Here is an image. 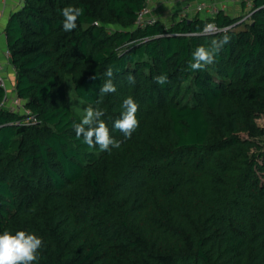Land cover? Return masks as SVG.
I'll return each mask as SVG.
<instances>
[{
	"label": "trees",
	"instance_id": "obj_1",
	"mask_svg": "<svg viewBox=\"0 0 264 264\" xmlns=\"http://www.w3.org/2000/svg\"><path fill=\"white\" fill-rule=\"evenodd\" d=\"M252 2L244 28L207 35L240 16L136 27L146 0H24L5 33L14 92L36 120L4 104L0 84V233L41 237L34 264H264V0ZM67 6L84 9L70 32ZM225 34L213 64L188 67ZM108 67L117 91L104 94ZM69 78L120 148L76 139ZM129 96L139 126L126 137L114 122Z\"/></svg>",
	"mask_w": 264,
	"mask_h": 264
},
{
	"label": "clouds",
	"instance_id": "obj_2",
	"mask_svg": "<svg viewBox=\"0 0 264 264\" xmlns=\"http://www.w3.org/2000/svg\"><path fill=\"white\" fill-rule=\"evenodd\" d=\"M84 13L82 7L67 6L61 10L62 28L65 32L73 31L77 28V20ZM220 30L213 23L205 24L203 34L216 35ZM230 40L228 35H222L218 39H212L208 45H200L192 53V60L188 67L193 71H203L206 66L215 61L216 55L221 48ZM107 79L100 87V92L111 94L117 91L111 77L113 69L108 67L104 73ZM96 77H93L95 79ZM159 85L168 82L166 75L161 74L154 77ZM130 84L135 83V77L129 75ZM123 111L120 117L115 120L114 128L122 132L126 137H131L132 133L139 126L137 112L138 103L131 97H127L122 102ZM105 115L104 111L97 108L88 107L79 123L73 125L76 139L83 137V143L91 147H99L100 151H110L111 148H120V142L110 135V130L101 119ZM43 246V240L35 233L27 231H16L15 234L8 230L0 233V264H34L39 260V251Z\"/></svg>",
	"mask_w": 264,
	"mask_h": 264
},
{
	"label": "built area",
	"instance_id": "obj_3",
	"mask_svg": "<svg viewBox=\"0 0 264 264\" xmlns=\"http://www.w3.org/2000/svg\"><path fill=\"white\" fill-rule=\"evenodd\" d=\"M151 0H146V5L138 12L137 19L135 21L136 27H144L148 24H154L158 21L160 16L154 9V6L150 3ZM181 2L182 9L180 11V17H191L197 14H202L204 16H216L220 11L227 12L229 4H234L238 2V0H225L224 2H220L219 0H178ZM244 5L247 6L248 12L242 13L237 16L240 18L232 24L219 26L214 21L209 23H213L217 26V28L222 31L237 29L240 26H243L245 23L252 21V14L254 12L253 2L252 0H243ZM6 57L15 70V65L12 63V55L11 52L6 50ZM0 84L5 88V97L3 103L8 104L11 107V110L22 111L24 114L28 116L29 122H35L36 118L32 114L31 110L26 108L23 104L22 98L16 93L12 92V90L8 87L6 82V78L3 72V62L0 60Z\"/></svg>",
	"mask_w": 264,
	"mask_h": 264
},
{
	"label": "crops",
	"instance_id": "obj_4",
	"mask_svg": "<svg viewBox=\"0 0 264 264\" xmlns=\"http://www.w3.org/2000/svg\"><path fill=\"white\" fill-rule=\"evenodd\" d=\"M219 1L224 2L225 0ZM242 1L243 0H238V2L234 4H229L227 13L232 14V12L234 11L233 13L235 14L232 15L235 16L244 13L243 11L237 10L238 3H241ZM150 3L152 6H154L155 11L160 16V19H162L163 21L164 19H166L167 14H169V12L176 15L174 19L181 18L180 11L182 9V6L181 2H179L178 0H151ZM23 4L24 0H0V60L3 62V72L6 78V82L12 92H14L16 86V72L6 57L7 35L5 33V28L10 15L14 11L21 8Z\"/></svg>",
	"mask_w": 264,
	"mask_h": 264
},
{
	"label": "rangeland",
	"instance_id": "obj_5",
	"mask_svg": "<svg viewBox=\"0 0 264 264\" xmlns=\"http://www.w3.org/2000/svg\"><path fill=\"white\" fill-rule=\"evenodd\" d=\"M240 11H243L244 13L248 12L247 7L244 5V3H238V9ZM238 11V12H240ZM234 12V11H233ZM232 14H235L233 13ZM176 17L175 14H172L169 12V14H167L166 19H164L165 23L167 25H170L173 20ZM244 28V26H240L237 29H241ZM66 89H67V102L68 104L71 106V108L76 111L77 113H79L82 117L85 113V109L90 107L87 103L84 102V100H82L76 93L75 89H74V82L72 81V79H67L66 82ZM258 123L260 126L264 127V115H262L258 120ZM261 141V145L264 146V136L260 138Z\"/></svg>",
	"mask_w": 264,
	"mask_h": 264
}]
</instances>
